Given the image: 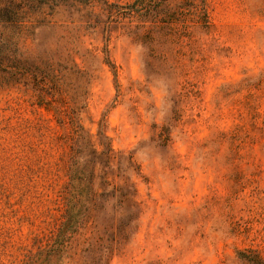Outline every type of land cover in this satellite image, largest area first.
<instances>
[{"label":"rangeland","instance_id":"374dc122","mask_svg":"<svg viewBox=\"0 0 264 264\" xmlns=\"http://www.w3.org/2000/svg\"><path fill=\"white\" fill-rule=\"evenodd\" d=\"M104 1L0 31V264L54 245L75 133L63 264H264V0Z\"/></svg>","mask_w":264,"mask_h":264},{"label":"trees","instance_id":"16d2710c","mask_svg":"<svg viewBox=\"0 0 264 264\" xmlns=\"http://www.w3.org/2000/svg\"><path fill=\"white\" fill-rule=\"evenodd\" d=\"M67 0H0V31L6 40L13 37L14 33H19L24 28L28 17L33 12L41 10L42 6L51 3L53 6L65 3ZM82 5L105 4L104 0H72ZM79 142L80 136L75 133ZM72 140V139H71ZM69 147L70 163L68 168L69 182L63 189L62 198L65 204L64 220L58 229L54 245L48 250H40L36 255L28 258L27 264H63L67 235L75 233L84 217L85 208L92 197L91 178L92 169L88 166L90 162L83 158L81 144L78 142ZM92 146V145H91ZM91 154L93 160H103L104 168H108L110 160L116 156L112 150L106 146L102 151L97 152L92 146ZM97 162V161H96ZM100 163V162H99ZM128 168L133 169L131 161H127ZM125 187H112V191H126ZM120 194V193H119ZM120 197L125 200L127 197Z\"/></svg>","mask_w":264,"mask_h":264}]
</instances>
